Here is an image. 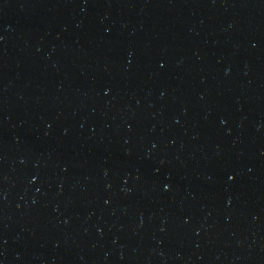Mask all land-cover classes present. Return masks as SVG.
I'll return each instance as SVG.
<instances>
[{
  "label": "water",
  "instance_id": "water-1",
  "mask_svg": "<svg viewBox=\"0 0 264 264\" xmlns=\"http://www.w3.org/2000/svg\"><path fill=\"white\" fill-rule=\"evenodd\" d=\"M0 264H264V0H0Z\"/></svg>",
  "mask_w": 264,
  "mask_h": 264
}]
</instances>
